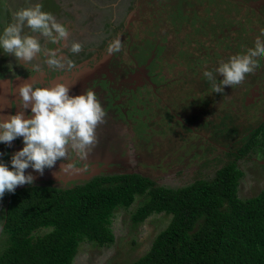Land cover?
Listing matches in <instances>:
<instances>
[{"label":"rangeland","instance_id":"1","mask_svg":"<svg viewBox=\"0 0 264 264\" xmlns=\"http://www.w3.org/2000/svg\"><path fill=\"white\" fill-rule=\"evenodd\" d=\"M231 1L234 0H0V34H2L6 25L13 22V14L17 10L39 3L43 5V11L52 13L56 20L67 28V39L69 43L78 42L82 46V49L86 51L83 54L85 57H90L89 55L95 57L100 56L97 63H94L95 66L93 69H87V72L83 70L69 74L70 68L67 66L58 70L60 71L59 74L61 72L66 75L69 74L70 79L67 78L68 80L66 82L68 83L70 81L71 88L69 95L71 96L83 94L86 89L94 90V86H92L94 78H91L94 75L92 73L95 72L98 63H104L105 58H108V67L112 65L116 67V70L121 69L119 76H124L128 81L134 77L137 71L133 67L132 57H135V60L140 65H143L141 61L144 59L146 63L149 61L147 63L148 67H144L146 73L142 71L143 74L139 76L136 81L137 83L134 81L130 82V84L135 83L137 86L136 92L140 98L138 101L146 102L139 104L137 101V106L126 108L128 113L125 117L117 115L111 117L113 115H107V121H117L120 124L125 123L128 125V128L130 125L133 134H131L129 146L132 150L140 151L139 153L142 154L129 157L128 159L120 155V151L123 149H112L114 153L110 152L111 154H108V148H106L107 141L99 139V136L96 134L98 143L87 155L91 158V161L86 165L78 164L76 171H79V174L77 173L72 177H69L70 175L66 176V174L62 175L63 180L67 178L69 180L82 178L89 180L99 174L135 170L143 167V163L149 162L151 164L153 160L158 159L155 163H152L154 165L152 170L154 179L159 184L176 186L183 180L181 178L184 174L189 173V170L193 171L199 166V162L194 161L195 158L200 156V159L204 160L207 155L210 157L220 156L219 152L215 150L210 152V154L207 151L202 153V146L206 143L200 137L196 136L198 141L191 144L190 139L193 134L188 133V131L181 134L182 137H171V145H163V141L164 139L168 140V135L171 136L172 134L170 128L173 124L170 121L172 114L168 109L173 106V110H176V108L182 105L183 116L191 114L192 117H196L200 113L204 102H211L222 94L212 91L210 83L205 82L207 79L203 76V72L208 70L216 73L215 69L220 63L226 62L234 54L244 53L248 48L253 47L255 39L260 36L261 30H264V0H240L253 9L251 16L246 14L241 8L236 10L230 3ZM225 12L232 15L235 14V20L237 19L238 22L236 20V23H234L233 18L224 15ZM248 17L250 18L248 19ZM127 18L131 22L132 29L134 31L136 30L137 33L145 29L141 34L144 37V42L139 44V47L136 46L135 49L133 46L129 47L131 43L127 45V40L124 39L126 37L124 35L122 36L120 31L116 33ZM235 28L236 30L233 31ZM203 29H208L209 32L203 35ZM225 33L231 34L230 41H225L228 40V36ZM22 34L38 36L41 45H44V41L45 43L47 42L44 37L39 36L38 33H32L27 27L24 28ZM117 38L122 47L118 52L109 54L107 52L109 43ZM222 38L225 40H222ZM261 39L264 40V37H261ZM206 43H208L207 45L211 44L209 48L214 47L216 44V47H214L216 52L210 53V59H214V54L216 59H218L216 68H213V65L210 64L204 65L205 67L202 69L198 68L201 64L209 61L200 53L203 44L205 45ZM43 47L50 48L49 44ZM54 48L55 46H51V49ZM193 51L199 52L198 56H195L197 58L195 61L197 68H193L190 65L191 61L188 60ZM69 56L70 54L65 55L64 58L67 60ZM45 60L46 57L43 54H38L30 64H22L15 60L14 57L5 54L3 49H0V69L6 67L9 70L8 75H11L17 71L16 67H18L19 70L17 72L25 74V79L32 83L34 87H39L38 81H43L44 84H48V81H50L53 85L57 83L54 81L55 75L52 77L45 76L46 71H48V65L44 62ZM259 63L260 67L255 72H264V58H259ZM34 65L39 66V71H33L31 73V68H34ZM27 66H30V68ZM99 71L100 74L97 76L99 78H105L107 73L101 69ZM180 71L185 72L181 77H179ZM27 73L28 75L26 76ZM35 73L37 74L33 76ZM254 73L246 75L244 81H250L249 79L253 81L252 75ZM152 75L155 76L154 79L156 78L154 80L156 83L155 88L158 90L156 93L160 91L159 94L163 98L161 96H158L159 98L154 97L153 94V96H147L146 90L149 87L154 89L152 85H148V79ZM97 76L96 78H98ZM107 78L106 81L108 83L104 87V90L101 89V91H108V93L106 92L108 95L107 98L113 100L111 103H114L116 99L120 98L121 92H124L126 87L122 84L124 81L120 80L122 78L117 80L113 74ZM177 78L178 80L176 81ZM110 81H114L115 83H110ZM261 82H264V80ZM249 83L246 82L243 84L242 82L237 85L239 86L238 92L243 88H247ZM83 86L84 88H82ZM101 86L99 82L96 84L95 93ZM176 89L182 91L179 104H176L177 100L175 101L176 93L174 94V91ZM231 89L233 90L232 86ZM98 96L97 99L100 101L104 110L106 108H112L111 103L107 105L102 104L100 98L102 100L105 99L103 93ZM232 96L235 97V93ZM126 97L127 95L123 97V100ZM225 100H227V97ZM117 102H119V105L121 100L119 99ZM113 105L116 106L115 104ZM184 106L186 107L184 108ZM160 107L163 111H161ZM208 107H210L209 111L205 115L207 118L205 119L204 115H199L196 122L193 123L195 131L198 129L200 134L208 131L213 137H217L218 135V141L214 140V143L219 145L221 149L224 147L228 148L229 145L233 146L229 144V137L224 139V136H222L224 134L223 129L231 130L232 128L229 125H224L222 126L223 129L218 126L217 130H215V125L213 126L214 122L218 120L216 116L222 112L221 108L216 104H209ZM120 108L118 107L114 113H120ZM256 109H262L260 114H264V96L261 97V101L256 106ZM177 113L181 115V112ZM245 113V116L240 121L239 119L235 121L242 128L241 130L235 131L237 135H235L236 137L234 136V140L237 142L242 140L239 139V136L241 138L243 135L248 137L257 128L260 121L264 119L248 118L247 109ZM231 115L229 116L228 114V117L224 118L226 123H230L234 117L236 118V114L231 113ZM139 121H141L140 125L138 124ZM104 126L106 129L107 127L110 128L109 124ZM134 128H139V130L135 131ZM175 129L181 128L175 126L173 131ZM112 137L114 136L110 135L108 139ZM119 137L120 141L116 139L114 144H117L121 148L120 146L125 142V137H128V134L125 135V133H122ZM149 138H155V153L150 151L153 144ZM108 142L110 143L112 141ZM134 145L136 147H133ZM163 151L167 152L168 155H161ZM71 153L73 157L74 152ZM217 154L219 155L217 156ZM139 156L140 158L138 160ZM166 156L170 158L169 162L165 159ZM259 156V153H254L252 158L240 161V166L247 175L242 181L241 190H246L245 192L247 194L252 193L255 186L258 185V182L264 181V160ZM96 159H101V161H97ZM159 161H166L163 163V167L159 166L161 163ZM4 163L8 166V159ZM56 165L60 166V163L56 162ZM8 167L11 169V166ZM177 173L180 174L176 175ZM256 179H258L257 182H255ZM129 214V211H121L113 220L112 229L115 233L114 245L98 247L92 244H84L80 247L74 264H111L115 260L126 257L127 254L131 259H135L143 254L150 246L154 236L164 228L167 219L164 216H158L159 218L153 216L145 222L133 226L129 221ZM118 249L122 253H119L117 251Z\"/></svg>","mask_w":264,"mask_h":264},{"label":"trees","instance_id":"2","mask_svg":"<svg viewBox=\"0 0 264 264\" xmlns=\"http://www.w3.org/2000/svg\"><path fill=\"white\" fill-rule=\"evenodd\" d=\"M230 3L236 10L241 8L249 16L253 14V9L240 0ZM224 15L233 18L236 23L235 14L225 12ZM123 24L116 33L121 32ZM144 30L133 39L128 38L127 45L131 43L129 47L133 46L134 49L139 47L144 42L141 35ZM208 32V29H203V35ZM134 33H137L136 30ZM46 41L42 47L46 44L50 48L54 46L47 39ZM66 52L65 55L70 56L64 60V64L71 69L84 60L90 59L94 62L97 58L91 55L85 57L83 54L86 51L83 49L77 54L70 50ZM204 67L198 66L201 69ZM109 68L115 79L122 78L120 80L124 81L122 84L125 89H130V82L124 80V76H119L116 67L109 65ZM47 69V75H54L59 70ZM213 74L219 83L222 77L217 73ZM262 74L264 72H255L252 75L253 81L262 77ZM95 79L102 85L96 93L98 96L101 88L108 83V78ZM249 80L243 83L250 82L251 85L253 81ZM205 82L210 83L208 80ZM94 84L96 80L92 86ZM229 89L226 86L223 92ZM126 90L124 95H127ZM106 92L108 93L106 90L102 92L104 98L108 97ZM180 94L175 98L176 104L181 101ZM128 97L130 96L125 98V103ZM225 98L222 97V102H227ZM100 100L105 102V99ZM145 102L141 101L139 104ZM217 102L218 98L204 102L200 113L192 117L193 120L199 115H204L206 119L205 115L210 108L208 105ZM133 106H137V103ZM172 111L181 112L183 106ZM108 124L110 128L107 127L106 131L101 130L100 125L96 128L99 139L107 141L108 154L114 153L112 149H123L120 155L127 159L140 154V151L132 150L129 146L133 134L130 125L128 128L125 123L120 124L117 121H109ZM214 125L216 126L215 123ZM175 126L185 129L176 120L170 126L171 130ZM134 130L138 131L139 128ZM122 133L128 134V137H125V142L119 148L114 141H120L119 135ZM178 133H182L181 130L172 131L168 140L164 139L163 145H171V137H180ZM110 135L115 138L108 139ZM235 135L237 134L234 132L233 135L225 133L222 136L229 137L230 142ZM196 136L206 143L202 146V153L207 151L210 154L215 150L220 156L207 155L204 160L200 156L195 158L194 161H198L199 166L184 174L181 178L183 180L176 186L159 184L154 179L152 163L155 162L152 161L148 166L141 162L146 166L135 170L96 175L74 187L38 183L20 186L14 193L6 192L4 197H8L7 208L0 210V223L6 220L0 234V264H74L80 247L84 244L98 247L115 244L112 224L121 211H129V221L133 226L153 216H164L167 221L143 254L135 259L127 254L111 264H264V181L258 182L251 194H247L246 190L242 191V181L247 175L240 166L241 160L252 158L254 153H259V157L264 160V119L248 137L243 135L240 142L226 149L212 148L209 138L213 137L208 131L203 134L194 133L190 139L191 144L198 141ZM154 139L149 138L153 144L150 151L153 153L156 149ZM257 181L258 179L255 182ZM117 251L122 253L120 249Z\"/></svg>","mask_w":264,"mask_h":264},{"label":"clouds","instance_id":"3","mask_svg":"<svg viewBox=\"0 0 264 264\" xmlns=\"http://www.w3.org/2000/svg\"><path fill=\"white\" fill-rule=\"evenodd\" d=\"M42 8L43 5L37 3L17 10L13 14V22L6 25L0 34V49L22 64H30L38 54H43L46 57L44 62L50 68L62 69L66 58H60V49L44 48L38 36L22 34L27 27L53 44L67 39V28ZM261 37H264V30L255 39L253 47L220 63L215 69L222 77L219 83L212 71L203 72L214 93L221 94L226 86L241 84L246 75L260 67L259 58H264V40ZM121 47L117 38L109 43L107 52L113 54ZM81 50L78 42L70 45V51L74 54ZM33 67L39 71L38 65ZM69 91L64 83L34 87L25 81L15 85L16 103L20 111L0 115V143L11 146L15 139L22 137L24 146L12 154L11 169L0 161V199L6 192L14 193L18 186L33 183V175L25 174L29 167L43 175L46 168L51 169L58 160L66 159L70 151L86 158L98 143L96 128L105 123L106 113L95 92L86 89L83 94L71 96ZM28 109L30 114L26 118L25 111Z\"/></svg>","mask_w":264,"mask_h":264},{"label":"flooded vegetation","instance_id":"4","mask_svg":"<svg viewBox=\"0 0 264 264\" xmlns=\"http://www.w3.org/2000/svg\"><path fill=\"white\" fill-rule=\"evenodd\" d=\"M131 29H132L131 22H130L129 18H127V20L123 24V28L121 30L122 36L124 35V37H126V38H124L125 40H128V38H130V37L133 39L135 37V35L138 36L137 35L138 33H134V31L132 32ZM233 31H234V29H233ZM240 31H242V30H240ZM220 33H222V32H220ZM229 33H231V32L229 31ZM225 34L228 36L227 37L228 40H225L224 38H222V40L230 41L231 40V36H230L231 34L230 35L228 33H225ZM233 40H235V39H233ZM207 44L208 43H206L204 45V48L202 50H200V53H201V55H203V57H206V59L209 60V61L206 62V63H203L201 65L210 64V65H213L214 68H216V64L218 63V59H216L215 54H214V59H210V53L211 52H213V53L216 52V50L214 49V47H216V44L212 48H209V46L211 44L210 45H207ZM53 45L55 46V49H60V52L58 53V55L63 60L64 57H65L66 51L70 50L71 43H69L68 39H65V40H62L60 43L53 44ZM198 53L199 52H197V51H193L191 53V55L189 56V58H188V60L191 61L190 65L193 68H197L195 66V61L197 59V58H195V56H198ZM99 58H100V56L98 55L97 58H95L96 61H94V62H91L90 59H87V60H84L83 62H80L79 64H77L74 67H72V69L70 68L69 74H73L74 72L83 71V70L87 72V69H93V67L95 66L94 63H97ZM107 59L108 58H105L104 63H98L97 67L95 69V72L92 73V75H94V76H91V78L92 79L94 78V80H96V84L98 83V80L95 79V78H96L97 75L100 74L99 73L100 72L99 69H101V70L104 69V72L107 73L106 77H108V76L111 77L112 76V74H111L112 72L110 71V69H109V67L107 65ZM132 59H134V68H136L137 71H136V74H134V77H133L134 79L130 78L129 82H133L134 81L135 83H137L136 82L137 79L139 78L140 75L143 74L142 71L144 73H146L144 67H148L147 63H149V61H147V63H146V61L144 59V60L141 61V63H143V65H140L135 60V57H132ZM148 59H149V57H148ZM78 66H80V67L78 68ZM27 67L30 68V66H27ZM16 68H17V71H18L19 68L18 67H16ZM47 68H50V67L47 66ZM118 70H116V72L117 71L118 72L121 71V69H118ZM17 71L14 74L8 75L9 74V70L6 67L0 69V115H5L6 116V115H9V114H16V112L20 111V108L18 107V105L16 103L17 96L15 95V84L19 85V84H21V83H23L25 81H28V80L25 79V74L19 73ZM33 71H36V70H34V68H31V73ZM45 71H46V69H45ZM59 72L60 71H56V73L54 74L55 76L54 75H47V74L45 76H49V77L54 76V81L57 82V83H65L68 80L67 78L70 79L69 74L66 75L63 72H61V74H59ZM37 73H35L33 76H35ZM184 73L185 72L180 71L179 77L184 75ZM27 75H28V73L26 74V76ZM97 77L99 78V76H97ZM154 77L155 76L152 75V77L148 79V85H152L154 89H151L152 87H149V89H147L146 91H147V96H153L154 95V97L155 96L158 97V96H161V95L159 94L160 91H159V93H156V91L158 92V90L155 88L156 83H155L154 80H156V78L154 79ZM99 79H101V78H99ZM123 79L128 81L126 78H123ZM177 80H178V78L176 79V81ZM263 80H264V74H262V77H260V78H258V79L253 81V83H252L253 85L251 84L252 87H250L251 85H248L247 88H243L240 92H238V87L232 86L234 91L230 87V89L228 91L222 92L223 95L219 94L220 96L217 97L218 98V102H217L216 105H218L221 108L222 112L218 116H216L218 118V120H216L214 122L216 124L215 128L219 126L221 129H223L222 126H224V125L228 126L229 125L230 128H232V129L231 130L230 129H223V132H224V134L226 133V135L228 133L229 134L232 133V135H233L235 131H237L239 129L240 130L242 129V128H240L241 127L240 124L238 122H235V121L238 120V119L240 121V119H242L245 116L246 109L248 111V114H247L248 118H250V119L257 118L259 120L263 119L264 118V114L263 115L260 114V111L262 109H256V106H258V104L261 101V97L264 96V82H261ZM89 81H90V79H89ZM38 83H39V87L53 86V84L50 83V81H48V84H44L43 81H38ZM66 83H65V85L68 86L69 89H70L71 88V85L69 84L70 81L67 84ZM135 83L129 85L130 89H127V90L125 89L126 92H127V96H130V97H128L126 99V103H125V100H123V97L125 95L123 94V92H121L122 94H121V96L119 98L121 100V103L118 106L120 108V106L122 105V107L119 110L120 113H118V114L114 113V111L118 108L117 104L119 102H117V101L119 99H116L114 103H111V101H113V100L109 101V99L107 97L105 98V102L103 101L102 104L103 105H107L108 103H111L112 104V108L111 109L106 108L104 110L105 113H106V117L104 118L105 119V123H102L99 126V128L101 130H104V131L107 130L104 127V125H107V123L109 122V121L107 122V115H113L111 117H115L116 115L120 116V117H125L126 114L128 113L126 108H131V106H133L134 104L137 103L138 100H140V98L138 96V93L136 92L137 86L135 85ZM96 84H94V90L92 89V91H94V92L96 90ZM243 84H245V83H243ZM174 85H175V82H174ZM242 86H244V85H242ZM82 88H84V86ZM98 89H99V87H98ZM101 89L104 90V87H102ZM166 89H167V87H166ZM98 91L99 90H97L96 93H98ZM102 92H104V91H101V93ZM181 92H182L181 90L176 89L174 91V94L176 93V96H177ZM233 93H235V97L232 96ZM224 96L227 97V102H225V101L222 102L223 101L222 97H224ZM139 102H141V101H138V103ZM113 104H115L116 106H114ZM165 104H167V103H165ZM168 106H170V105H168ZM172 110H173V107H171L169 109V111L171 112V114L174 117V119H173V117H171L170 121H172V120L175 121L176 120L180 124H183V126L185 127V129H179V130H182V133H178L180 135V137L182 136L181 134L185 133L186 131H188V133L193 134V135L190 134L192 137L194 136V133L200 134L199 132L195 131L193 123H195L196 120H193V118H192V116L190 114L186 115V116H183V111H181V115H179L177 112H174ZM231 113L236 114V118L234 117V119L231 120L230 123H226L224 118L228 117V114H229V116H232ZM29 114H30V109L25 111V117L27 118V116ZM192 128L194 129V131H193ZM177 130L178 129H175L173 131V129H172L173 132H176ZM224 139H227V138L225 137ZM239 139H241L240 136H239ZM214 140L218 141V138L217 137L209 138L210 143H212V145H213L212 148H215V147H219L220 148L219 145L214 143ZM234 142L236 143L237 141L234 140V138H233L229 142V144H232L234 146L235 145ZM0 147H1L0 148V154H2V155H0V161L6 162V160L8 159V161H9V165L8 166H11V162H10L11 161V156H12L13 153H15V152H17V151H19V150H21L23 148V139H22V137L15 139L12 142L11 146H8V145H6L4 143H0ZM229 147H230V145H229ZM212 148H211V150H212ZM226 148L227 147H224L222 149H226ZM140 154H142V153H140ZM70 155H71V157H70ZM70 155H68V157L66 159H64V160H58L57 161V162L60 163V166L62 165L61 168H60V166L55 165L52 169L47 170V168H46L44 170L43 175H40L38 172L34 171L31 167H29L28 169L25 170V174L27 175V174L30 173V174L33 175V177L35 179H34L32 184L45 183V184H51V185H54V186L61 184L62 187H72V186L74 187V186L80 185L81 183L89 181L91 178L89 180H86L85 178L84 179L83 178L82 179H78V180H75V179H73V180L70 179L69 180L67 178L66 180H63L62 175L66 174V176L70 175L69 177H72L73 175H76L77 173L79 174V171H76V168H78L77 167L78 164L79 165L80 164L81 165L82 164L86 165V164H88L91 161V158H89L88 156L86 158H81V157L77 156L76 153H74V156L72 157V153L71 152H70ZM161 155H168V153L163 151V153ZM72 158H73V160H72ZM165 159L167 160V162L170 161V158L167 157V156L165 157ZM157 160H153V161L156 162ZM97 161H101V159L97 160ZM165 162L166 161H159V163H160L159 166L163 167V163H165ZM148 165H149V162L147 163V166ZM145 166L146 165L144 164L143 167H145ZM115 172H117V171H115ZM115 172H110V173H115ZM99 175H101V174H99ZM25 185H31V184H24L22 186H25ZM18 187H20V186H18ZM0 200H1L0 201V210L3 207L6 209L7 208L6 202L8 201V197H3ZM4 221H6V220H4ZM3 222L0 223V227H2V228L5 225V223L3 224ZM2 228H1V230H2ZM1 230H0V234H1Z\"/></svg>","mask_w":264,"mask_h":264},{"label":"water","instance_id":"5","mask_svg":"<svg viewBox=\"0 0 264 264\" xmlns=\"http://www.w3.org/2000/svg\"><path fill=\"white\" fill-rule=\"evenodd\" d=\"M5 223V221L3 222V224ZM2 227H0V230H1Z\"/></svg>","mask_w":264,"mask_h":264}]
</instances>
